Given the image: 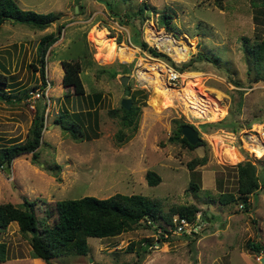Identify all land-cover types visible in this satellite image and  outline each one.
<instances>
[{
  "label": "rangeland",
  "instance_id": "obj_1",
  "mask_svg": "<svg viewBox=\"0 0 264 264\" xmlns=\"http://www.w3.org/2000/svg\"><path fill=\"white\" fill-rule=\"evenodd\" d=\"M14 2L21 9L67 18L42 30L11 21L0 25V73L6 76L0 91L15 95L0 96V148L26 138L35 109L24 92L43 87L37 86L41 84L39 40L49 33L58 36L43 54L44 81L49 88L34 104L35 108L46 104L36 162L30 161L28 153L21 154L10 161L8 171L6 167L0 170V203L17 204L25 198L34 202L38 219L51 224L57 200L84 195L105 198L116 192L140 194L160 214L173 206L194 204L203 225L196 234H171L157 246L151 243L140 260L135 256L136 242L147 237L152 242V226L137 225L112 237H88L85 255H58L45 263L30 257L28 236L10 222L0 229L5 255L0 264H264L262 192L249 195L245 209L238 200L220 204L217 199L221 192L235 193L232 166L239 161L252 162L258 181L264 179V149L256 153L255 142L245 137L250 134L251 140H264V81L248 82L246 68L252 63L245 51L253 40L264 36V5L252 6L250 0H220L221 8L214 0H77L73 12L74 0ZM143 4L146 10L138 14ZM164 12L171 15L168 30L158 24ZM150 38L180 45L179 58L170 46L162 52L168 59L144 52L140 40ZM61 60L78 61L85 92L100 93L94 105L97 137L77 140L53 124L59 112L71 110L69 97H63L71 88L61 84ZM144 63L151 64L163 82V66L183 73L185 83L181 78L177 87L183 85L176 91L186 88L187 94L209 102V119L190 116L176 99H158V92L146 85L148 80L139 81ZM123 74L129 76L126 85L119 82ZM124 88H128L127 94ZM123 97L139 108L135 127L122 126L110 114ZM219 120L224 124L209 125ZM178 123L195 127L201 144L187 148L170 142L168 137ZM205 123L208 125L201 127ZM120 132L122 140L117 137ZM233 147L236 157L220 160ZM202 157L203 163L194 161ZM146 170L159 176L157 184L146 183ZM130 242L133 249L125 251ZM248 242L260 250L252 251Z\"/></svg>",
  "mask_w": 264,
  "mask_h": 264
},
{
  "label": "trees",
  "instance_id": "obj_2",
  "mask_svg": "<svg viewBox=\"0 0 264 264\" xmlns=\"http://www.w3.org/2000/svg\"><path fill=\"white\" fill-rule=\"evenodd\" d=\"M214 1L215 5L221 8L220 0ZM257 4L264 5V0H250V5L256 6ZM144 10H146L145 4L138 9L137 13L140 14ZM133 16L135 14L127 15L128 18ZM57 18L58 15L54 12L38 13L30 9L19 8L14 0H0V25L4 21H11L42 30L52 22H55ZM170 21L171 15L165 12L160 14L158 18V24L166 30L169 29ZM57 37L54 36V33H49L41 36L39 40L38 79L41 84L37 86L45 85L43 54L46 47L53 43ZM98 41L99 39L96 42L99 43ZM139 45L153 57L158 58V55H163L168 59L165 54L146 48V43L142 40H140ZM245 51L250 56L252 63V67L246 68V73L250 75L248 76V82L264 81V36L253 40L250 47L246 46ZM120 61H126V59H121ZM60 66L62 69L61 84L64 87L71 88V93L63 96L66 99L69 97L71 110L59 112V115L53 119V124L59 126V128L77 140H89L91 137H97L98 132L93 130V128L98 126L97 112L94 105L98 104L100 93L93 92L88 94L85 92L79 76L81 65L78 61L61 60ZM181 67L183 68V66ZM178 69L180 70V68ZM5 80L6 76L0 73V85L5 84ZM8 95L15 97L14 94H5L0 91V96L8 98ZM24 95L26 96L27 92H24ZM45 105L43 103L36 108L34 107L33 118L26 138L23 141L12 142L0 148V166L2 168L8 167L13 158L26 153L30 155L31 162H36L37 148L40 144L43 129V110ZM138 112V106L132 104L131 99V105L128 109L119 106L118 109L112 110L110 114L116 115L122 126L125 127L132 124L131 127H135L134 121ZM91 120L93 121L92 125ZM223 124L222 120H219L209 125L221 126ZM182 125V123H178L174 134L168 137V140L182 143L187 148L200 145L202 140L195 145L187 143L180 132ZM206 125L208 124H202L201 127ZM233 129L232 126L231 131H234ZM86 130L91 132L92 135L88 134ZM122 135H124L123 132L118 133L117 137L119 140H122ZM194 161L203 163L204 158ZM232 169L235 171L236 176L235 193H219L217 196L218 202L226 204L229 201L238 200L241 208H248L249 195L258 190L264 194V179L258 181L255 166L249 160L235 163ZM144 178L148 185H155L159 182V176L152 170H146ZM33 206L34 202L25 198L17 204L0 203V229H4L10 222H15L18 232L21 235L28 236L30 257L41 259L45 263H48L58 255H85L88 251L86 244L88 237H112L133 229L137 225L144 228L149 227L145 223L146 220L156 222L162 220L170 224L171 217L174 214L191 220L194 218L195 213L199 211L196 205L185 204L173 206L165 214H160L159 211L153 209L145 196L116 192L105 198L84 195L78 198L57 200L53 205L55 219L51 224H45L43 220H39L35 215ZM46 213L47 216L50 215V212ZM151 243V239L148 237L136 242L137 250L135 256L138 260L147 252V246ZM247 244L252 251L257 252L260 250V246L254 243L248 242ZM133 246L132 242L128 243L125 251H131ZM4 259V244L0 243V262L4 261Z\"/></svg>",
  "mask_w": 264,
  "mask_h": 264
},
{
  "label": "bare ground",
  "instance_id": "obj_3",
  "mask_svg": "<svg viewBox=\"0 0 264 264\" xmlns=\"http://www.w3.org/2000/svg\"><path fill=\"white\" fill-rule=\"evenodd\" d=\"M156 33H158V32H155L154 34H156ZM103 35H104V33H103ZM107 38H109V37L107 36ZM150 40H152V38H150ZM172 40H173V43L176 42L173 38H172ZM157 42H159L163 46L164 50L169 51V49L167 47L171 46L170 41L169 42L166 41L165 38H161V41H160V38H158ZM172 48L175 49V51H176V52H174L175 58H179V53L177 52V50H182V47L180 45H174ZM171 58H173V57H171ZM143 67H145V72L139 73V81L141 80L143 83H146L147 82L146 80H148L149 82H147L146 85H149L151 89H154V91L158 92V93H156L155 96H161V98H158V97H156V98L165 99L166 101L171 100V98H172V99H176L179 102L181 101V103L185 106V108L187 110H189V112L192 113L190 116L195 117V118H208L209 119V117L212 115V113H211L212 111L210 109V103L209 102H204V101H202L196 97H193V96L187 94L185 89H182L181 90L182 92L176 91V89H179L185 83L184 79L186 80V77L183 73H181V78L183 79L182 85H180L178 87L171 86L164 80V82L169 86V87H167L166 84L163 82V80L159 79V74L154 73L156 71H154V69L151 68V64L144 63ZM140 72H142V70ZM162 72H163V77H164V73L166 72L164 66L162 67ZM137 79H138V77H137ZM170 87L174 88V89H171ZM163 97H165V98H163ZM189 101H191V103H189ZM254 136H256V135H254ZM248 137H249V135H248ZM256 142H258V145H257V149L255 148V151H256V153H260L264 149L262 146V145H264V140L258 139ZM236 155H237V150L235 151L234 149L227 148L226 151L224 152V155L222 154V156L220 157V160H225L228 158L234 159L236 157Z\"/></svg>",
  "mask_w": 264,
  "mask_h": 264
},
{
  "label": "built area",
  "instance_id": "obj_4",
  "mask_svg": "<svg viewBox=\"0 0 264 264\" xmlns=\"http://www.w3.org/2000/svg\"><path fill=\"white\" fill-rule=\"evenodd\" d=\"M145 43L147 46L146 48H150L156 52L162 53L164 50L163 46L157 41L151 40ZM145 51L146 50H144V52ZM164 68L166 71L164 73L165 81L169 85L177 87V84L181 82L180 71L170 66H164ZM48 88H49V83H47L45 86L41 87L40 89L35 88L27 92L26 100L29 102L31 108H34L35 102L38 101L39 97L41 98L44 95V93L47 91ZM29 98H31L32 101H30ZM245 137L251 142H255L254 140H251L248 137V135L247 136L245 135ZM2 169L3 168L0 166V170ZM145 223L153 227L151 246H157L158 243L165 241L171 234H187V235L190 234L192 235V234L198 233L202 228L203 220L199 218V214L196 213L194 215V218L191 220L186 219L185 217H182V216L172 215L170 224L165 223L162 220H158V222L153 221V220H146Z\"/></svg>",
  "mask_w": 264,
  "mask_h": 264
},
{
  "label": "water",
  "instance_id": "obj_5",
  "mask_svg": "<svg viewBox=\"0 0 264 264\" xmlns=\"http://www.w3.org/2000/svg\"><path fill=\"white\" fill-rule=\"evenodd\" d=\"M76 2H77V0H74V6H73L74 11L73 12L77 11ZM66 18H67V16H62L60 18H57L56 21L65 20ZM10 20H12V19H10ZM128 79H129V76L123 74V75H120L119 82L122 85H126V82ZM128 91H129L128 88H124L123 93L127 94ZM120 106L124 109H128L130 107V99L127 97L121 98L120 99ZM180 132H181V135L187 141V143L190 145H195L196 143H198L201 140L198 130L190 124H183L180 128ZM5 170L8 171L9 168L6 167ZM261 262H264L263 258H261Z\"/></svg>",
  "mask_w": 264,
  "mask_h": 264
},
{
  "label": "crops",
  "instance_id": "obj_6",
  "mask_svg": "<svg viewBox=\"0 0 264 264\" xmlns=\"http://www.w3.org/2000/svg\"><path fill=\"white\" fill-rule=\"evenodd\" d=\"M103 35V34H102ZM155 40V39H154ZM158 40V38H156V41ZM102 41V40H101ZM172 47L175 45V44H170ZM170 46V47H171ZM171 47V49L174 51V49ZM121 51H123V50H121ZM174 52H176V51H174ZM178 53L180 52V51H177ZM174 54V53H173ZM175 57V56H174ZM192 71H194V70H192ZM190 77V76H189ZM149 86V85H148ZM150 87V86H149ZM185 89V91L187 92V93H189L187 90H186V88H184ZM196 92H198V91H196ZM200 93V92H199ZM252 140H254L255 141V146H257L258 145V142H256V140H255V138L254 137H252ZM257 143V144H256ZM232 149H234L235 151H236V149L233 147ZM240 154V153H239ZM263 154H261V155H259V156H254V157H256V158H260L261 156H262ZM262 192V191H261ZM262 196H264L263 195V193H262ZM249 197H248V202H249ZM205 222H207V220H205ZM208 223V222H207ZM35 260H37V261H40V259H38V258H34Z\"/></svg>",
  "mask_w": 264,
  "mask_h": 264
}]
</instances>
